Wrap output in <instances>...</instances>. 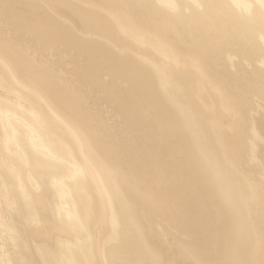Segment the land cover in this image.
I'll list each match as a JSON object with an SVG mask.
<instances>
[{
	"label": "bare ground",
	"instance_id": "6f19581e",
	"mask_svg": "<svg viewBox=\"0 0 264 264\" xmlns=\"http://www.w3.org/2000/svg\"><path fill=\"white\" fill-rule=\"evenodd\" d=\"M0 264H264V0H0Z\"/></svg>",
	"mask_w": 264,
	"mask_h": 264
}]
</instances>
